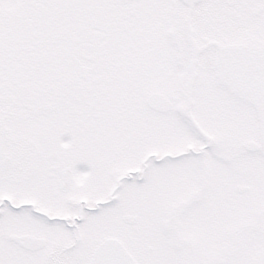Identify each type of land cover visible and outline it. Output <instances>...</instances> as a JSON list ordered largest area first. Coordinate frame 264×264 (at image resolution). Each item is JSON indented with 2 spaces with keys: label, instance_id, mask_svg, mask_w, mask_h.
Instances as JSON below:
<instances>
[{
  "label": "snow or ice",
  "instance_id": "6c2138e0",
  "mask_svg": "<svg viewBox=\"0 0 264 264\" xmlns=\"http://www.w3.org/2000/svg\"><path fill=\"white\" fill-rule=\"evenodd\" d=\"M0 264H264V0H0Z\"/></svg>",
  "mask_w": 264,
  "mask_h": 264
}]
</instances>
